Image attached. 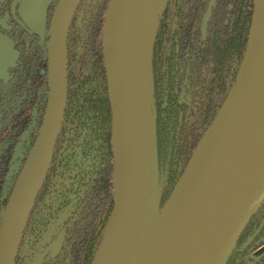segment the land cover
Segmentation results:
<instances>
[{
    "label": "water",
    "instance_id": "water-1",
    "mask_svg": "<svg viewBox=\"0 0 264 264\" xmlns=\"http://www.w3.org/2000/svg\"><path fill=\"white\" fill-rule=\"evenodd\" d=\"M6 1L0 0V91L2 83H9V71L20 57L14 42L3 34L8 29L2 17ZM54 2L16 0L12 13L15 18L18 13L22 24L44 39ZM80 3L59 0L53 13L48 41V104L35 145L2 214L0 264H16L63 129L69 87L68 39ZM142 5L140 0H110L105 17L103 50L113 119L115 195L113 213L93 264H228L264 203V34L256 66L244 72L253 58L251 39L257 0L236 82L160 211L157 122L152 110L153 54L151 94L144 112L133 97L124 56L129 42L123 19L133 17ZM263 230L264 222L244 248Z\"/></svg>",
    "mask_w": 264,
    "mask_h": 264
},
{
    "label": "trees",
    "instance_id": "trees-1",
    "mask_svg": "<svg viewBox=\"0 0 264 264\" xmlns=\"http://www.w3.org/2000/svg\"><path fill=\"white\" fill-rule=\"evenodd\" d=\"M109 2L81 0L72 21L68 39V103L55 151L62 163L50 169L28 221L36 225L43 222L46 228L50 217L57 218L62 211L60 202L62 208L68 205L67 195L73 182L79 187L90 185L84 195L76 193L81 204H88L86 209L90 206L85 222L70 239L76 256L75 260L71 255V261L76 264H93L114 209L113 119L103 50ZM56 6L49 11V24ZM254 11L255 0L167 1L158 23L152 62L158 211L169 200L236 82L247 51ZM9 34L14 36L22 57L20 65L12 69L11 83L1 90L0 228L3 211L39 135L50 93L49 70L44 60L47 39L40 44L21 25ZM43 68L46 74L39 76ZM29 128L24 157L8 182L20 137ZM171 132L173 137L169 141ZM167 158L170 174L164 175L162 164ZM77 170L89 172L91 183L78 178ZM40 205L44 209L42 215L38 212ZM263 221L264 203L228 264H245L250 253L264 245L263 230L251 246L239 252L254 226Z\"/></svg>",
    "mask_w": 264,
    "mask_h": 264
},
{
    "label": "flooded vegetation",
    "instance_id": "flooded-vegetation-1",
    "mask_svg": "<svg viewBox=\"0 0 264 264\" xmlns=\"http://www.w3.org/2000/svg\"><path fill=\"white\" fill-rule=\"evenodd\" d=\"M15 2H16V0H7L5 5L3 6V10H2V17L4 18V20L8 26V29L4 30L3 34L5 36H8L14 42V44H15V41L13 40L14 36L12 34L10 35L9 33L14 31L18 27V25H21L28 30V28L22 24L21 18L18 15V13H17V18H15L13 16L12 7H13V4ZM58 2H59V0H55V2L53 3L52 6L57 5ZM18 8H19V5L16 7V12L18 11ZM50 9H49V11H50ZM50 26H51V22L49 24V20H48L44 39H41L38 35H35L30 30L29 31L33 35H35L34 36L35 39L36 38L39 39L38 42L40 44L44 43V41L47 39L46 40V46L48 47ZM15 49L19 52L16 45H15ZM19 54H20L19 60L17 62V65L14 68L18 67L21 63V57L22 56H21L20 52H19ZM44 60L47 61V66H48V70H49L48 52L45 53V59ZM46 61H45V63H46ZM14 68H11L9 71V73H10L9 83L8 84L2 83L1 84V90H2L3 86L9 85L11 83V81H12V69H14ZM45 74H46V68H43V70L41 71L39 76H44ZM0 98H1V91H0ZM31 127H32V125H31ZM30 128L25 132V134H23L20 137V142H19L18 148L16 150L14 160L12 161V163L10 165V167L14 166V170L17 167H19V164L21 163L22 158L24 157V154L26 151L25 146H26V143L28 140V135H29L30 130H31ZM22 137H24V139H23L22 144L20 146ZM172 137H173V135L171 132V136H169V141ZM169 146H170V144H169ZM16 156H17V159L15 160ZM168 158H170V155ZM168 158L166 159L165 164H162V169H163L164 175L170 174L169 173V171H170V166H169L170 160H168ZM60 163H62L61 158H60V154L58 153L56 155L54 153L51 168L54 165L58 166ZM49 172H50V170H49ZM78 173H79V170H77V175H78L77 177L78 178L83 179L85 182H87V184L91 183V177H90L89 172H84V173H79V174ZM10 177H11V173L7 179L8 182L10 181ZM47 180H48V175H47V178L45 180V183ZM69 185H70V183H69ZM48 186H49V184L47 185L48 192H49L50 188ZM89 186L84 185V186L79 187V185L76 182H73L72 185H70L71 191L67 195L68 205L65 206L64 208H62L63 204H62V202H60L62 211L57 213V218H55V217L51 218L50 217L49 224L47 225L46 228H43V222L40 225L39 224L36 225L32 222L27 224L23 238H22V241H21V244H20L19 253H18V256L16 259V264H34L39 259H41L40 264H76L77 263V262L74 263L71 261V258H72L71 255H74L75 260H76V256L74 253L73 243L70 242V239L73 235H75L76 232H78L80 230V226H81L82 221L85 222V218L87 215H89V212H90V210H88L90 206L88 207V209H86L88 204L87 203L81 204V201L78 200V196H76V193H77V191H80L79 195H84V193L87 191V188ZM43 187H44V185H43ZM47 188H46V190H47ZM65 190L67 191V189H65ZM48 201H50V198L48 199ZM77 211H81L82 213L80 212L79 214H77L78 213ZM38 212L40 213L39 215H42L44 213L43 205H40ZM262 223H260L259 225L256 224L254 226L251 235L243 242V245H241L239 252H242L243 250H245V248H244L245 245L255 235V233L258 231V229L260 228ZM263 247H264V245L252 253H255L258 250H261ZM262 250H264V249H262ZM252 253H250V255Z\"/></svg>",
    "mask_w": 264,
    "mask_h": 264
},
{
    "label": "bare ground",
    "instance_id": "bare-ground-1",
    "mask_svg": "<svg viewBox=\"0 0 264 264\" xmlns=\"http://www.w3.org/2000/svg\"><path fill=\"white\" fill-rule=\"evenodd\" d=\"M143 5L133 17H125L123 23L128 26L127 36L129 47L124 56L127 60L126 69L131 79L134 99L140 110L148 107L151 94L153 43L157 22L167 0H140ZM264 34V0H257V15L251 39L253 58L244 66V72L253 71L257 64L259 41ZM249 61V60H248Z\"/></svg>",
    "mask_w": 264,
    "mask_h": 264
},
{
    "label": "rangeland",
    "instance_id": "rangeland-1",
    "mask_svg": "<svg viewBox=\"0 0 264 264\" xmlns=\"http://www.w3.org/2000/svg\"><path fill=\"white\" fill-rule=\"evenodd\" d=\"M23 139H24V137H22V139H21L20 146L22 144ZM16 159H17V156H16L15 160ZM13 171H14V166L11 167V174H12ZM262 249H264V247ZM262 249L258 250L255 253H252L249 257H247L245 259V264H263L264 263V257L262 255V252L264 250H262Z\"/></svg>",
    "mask_w": 264,
    "mask_h": 264
}]
</instances>
